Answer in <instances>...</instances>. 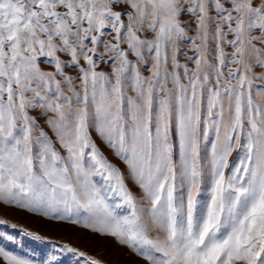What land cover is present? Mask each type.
Listing matches in <instances>:
<instances>
[{
	"label": "snow or ice",
	"instance_id": "6c2138e0",
	"mask_svg": "<svg viewBox=\"0 0 264 264\" xmlns=\"http://www.w3.org/2000/svg\"><path fill=\"white\" fill-rule=\"evenodd\" d=\"M0 205L143 264H264V0H0ZM66 253L101 264H40Z\"/></svg>",
	"mask_w": 264,
	"mask_h": 264
},
{
	"label": "rangeland",
	"instance_id": "374dc122",
	"mask_svg": "<svg viewBox=\"0 0 264 264\" xmlns=\"http://www.w3.org/2000/svg\"><path fill=\"white\" fill-rule=\"evenodd\" d=\"M183 19H187V17H183ZM181 62L184 61L181 60ZM101 70L111 71L108 65H101ZM142 72L144 75H148L146 70L142 69ZM70 74L74 75V73ZM93 138L97 140L108 159L125 173V182L134 194L138 198L142 196L140 189L128 176L126 165L115 157L112 150L108 149L95 134ZM0 220L6 221L5 224L0 225V232L12 234L22 242V246H17L12 242L0 239V246L14 254L30 255L37 261V264H40L54 248L62 245H68L79 252H84L87 257H92L100 261L101 264H143V261L136 257L130 249L119 245L113 238L99 236L78 225L53 222L40 215L2 205H0ZM11 225L16 227L12 228ZM25 232L39 235L43 239L35 241L26 236ZM79 260L80 264H86L84 258H79ZM0 264H4L2 259H0ZM64 264H76V259L72 254L66 253L64 254Z\"/></svg>",
	"mask_w": 264,
	"mask_h": 264
}]
</instances>
